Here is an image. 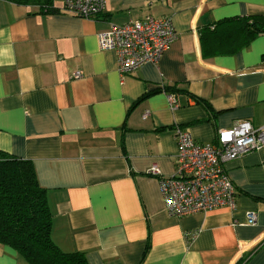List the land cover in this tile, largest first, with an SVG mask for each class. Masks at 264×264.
Segmentation results:
<instances>
[{"label":"crops","instance_id":"obj_1","mask_svg":"<svg viewBox=\"0 0 264 264\" xmlns=\"http://www.w3.org/2000/svg\"><path fill=\"white\" fill-rule=\"evenodd\" d=\"M53 6L0 0V151L33 164L53 243L88 264H264V147L225 164L233 210L169 217L146 174L173 175L175 127L211 144L236 122L264 125V36L206 56L200 40L220 21L264 17V0H105L93 19ZM146 16L171 18L177 39L157 64L120 77L97 34ZM0 264L28 263L0 245Z\"/></svg>","mask_w":264,"mask_h":264},{"label":"built area","instance_id":"obj_2","mask_svg":"<svg viewBox=\"0 0 264 264\" xmlns=\"http://www.w3.org/2000/svg\"><path fill=\"white\" fill-rule=\"evenodd\" d=\"M66 13L82 19H93L104 9L105 0H62ZM171 18L146 16L122 25H111L97 34L101 51H113L118 61L120 77L136 72L145 64H157L169 46L176 41ZM79 76V74H75ZM171 109L179 107L174 95H168ZM148 117V112L143 118ZM176 142L175 170L163 176L152 166L146 174L156 177L164 208L169 217L212 211L233 210L236 189L225 164L264 147V125L254 128L249 121L236 122L229 129H221L214 143L201 144L186 130L174 128ZM246 222L254 224L256 214L245 213Z\"/></svg>","mask_w":264,"mask_h":264},{"label":"trees","instance_id":"obj_3","mask_svg":"<svg viewBox=\"0 0 264 264\" xmlns=\"http://www.w3.org/2000/svg\"><path fill=\"white\" fill-rule=\"evenodd\" d=\"M3 1L36 7L39 14L58 12L53 0ZM206 30L200 33L204 56L214 54L221 44L233 43L240 49L264 36V17L226 19ZM51 229L46 191L38 184L33 164L0 151V245L13 249L28 264H88L82 253L60 251L52 241Z\"/></svg>","mask_w":264,"mask_h":264}]
</instances>
